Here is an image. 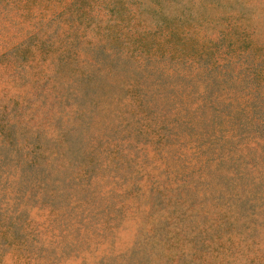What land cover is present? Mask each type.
<instances>
[{"label":"rangeland","instance_id":"374dc122","mask_svg":"<svg viewBox=\"0 0 264 264\" xmlns=\"http://www.w3.org/2000/svg\"><path fill=\"white\" fill-rule=\"evenodd\" d=\"M0 264H264V0H0Z\"/></svg>","mask_w":264,"mask_h":264}]
</instances>
